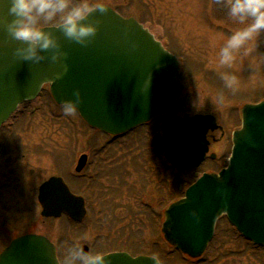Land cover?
<instances>
[{"label": "water", "instance_id": "95a60500", "mask_svg": "<svg viewBox=\"0 0 264 264\" xmlns=\"http://www.w3.org/2000/svg\"><path fill=\"white\" fill-rule=\"evenodd\" d=\"M94 12L86 23L99 32L85 47L64 37L62 30L47 28L66 53L63 65L49 59L35 64L19 59L21 45L4 29L11 20L9 0H0V127L25 101L34 100L46 84L58 104L74 99L80 90L79 114L93 129L121 135L164 115L175 104L179 83L178 60L164 49L149 30L134 18L125 19L114 9ZM242 128L233 136L227 168L205 174L165 212L162 232L177 250L199 258L213 239L217 220L224 214L248 240L264 247V101L242 110ZM219 127L211 115L178 117L154 137L155 149L174 166L198 167L208 151L207 135ZM87 163L80 159L78 171ZM45 217L68 215L76 222L86 216L85 201L74 196L62 179L52 178L40 189ZM198 213V219L192 212ZM85 251H88L85 247ZM108 264H160L152 257L133 258L126 253L106 256ZM0 264H60L56 247L45 237L15 240L0 256Z\"/></svg>", "mask_w": 264, "mask_h": 264}, {"label": "rangeland", "instance_id": "374dc122", "mask_svg": "<svg viewBox=\"0 0 264 264\" xmlns=\"http://www.w3.org/2000/svg\"><path fill=\"white\" fill-rule=\"evenodd\" d=\"M99 2L119 9L126 17L139 19L152 30L151 32L165 46L183 58L180 62L182 64L180 65L179 99L171 115L180 117L195 114L214 115L220 127L223 128L216 131V137L220 140V145L214 151L218 155L217 164L226 160L231 149L229 143L232 133L239 125L238 120L240 119L241 109L246 103H256L264 99V36L260 38L258 43L251 45L248 58L238 60L233 66V70L242 79V87L237 94L232 95L222 88V84L216 75L215 56L222 43L221 38L229 34L238 25L227 18L226 9L222 8L217 0H99ZM249 60L252 61L255 68V74L251 79H249L251 75ZM47 88L49 89V87ZM48 89L46 90L48 91ZM222 92L225 99L221 105L215 101ZM200 96L201 102L199 105ZM44 97L48 99L46 92ZM51 107L56 110L52 103ZM32 108L38 109V105L36 103L32 104ZM53 114H61L63 117H53L49 112H46L44 116L34 113L31 120L34 127L27 135H23L24 139L48 141L53 147H61L62 145L65 153L67 150L70 158L75 141L79 146L80 156L90 154L92 164L89 171H87V177L85 175L84 178L86 186L90 185L91 190L94 188L96 190L98 183L105 187L103 193L106 196L102 201H104L107 208H110V211H114L112 214H108L111 220L120 221L124 219L125 212L121 209L124 207L129 209L130 205L133 214H137L141 210L144 211L143 205H140L138 200L129 198L128 190L130 189L133 193L135 187L137 189L135 197L139 198L146 182L153 183V188L150 190L145 204L150 209H154V214L149 215L150 221L145 222V231L139 236V239L134 238L136 235L138 237V230L134 229L133 234L128 231L129 235H133L132 244L136 245L134 249L136 252H139L140 249L143 250L142 252L146 250L148 254L154 252L164 257L167 264H187L186 261L188 260L186 258L176 254L166 244L161 233V225L158 227V231L155 230L157 226H155L157 223L155 213H159V210L160 212L163 211L167 204L173 200L174 195L179 193L182 186L187 183V180H185L187 177L184 176L181 186H178L179 182L176 183L177 191L171 192L176 177H173L171 172L166 176L164 169L159 171L163 168V165L160 160L155 159L152 153L153 136L160 131L163 119H166V117L154 121L120 142L109 143L111 140L108 136L90 130L81 119L76 120V116L66 117L62 110H59V112L56 110ZM73 119L77 121L78 127L73 126ZM221 135H224L225 139ZM108 143L111 146L105 147L104 144ZM101 158L103 162L99 163L98 161L102 160ZM157 162L161 165V169L157 166ZM99 164L100 170L105 171L104 173L102 171L101 174L94 173L99 170ZM179 172L181 171L176 170L174 175ZM108 173L109 177H107ZM94 174L99 176L95 184L89 179ZM39 178L38 176H32L31 179L27 180V185L34 184ZM168 178L169 182H167ZM108 180L114 188L111 190L112 192L105 193V191H110ZM81 181L83 183V180ZM158 189L164 190L167 195V202H159V198L155 195ZM82 191L86 193V189L83 188ZM169 191L173 196L171 199V194H168ZM138 205L141 206L139 210L137 209ZM117 206L119 207L115 209ZM161 217L163 220V213ZM104 218L103 215L101 219ZM138 219L142 218L138 217ZM133 220L135 221L134 224L138 222L135 216ZM92 223L93 221L90 219H86L79 225L66 218L62 219L61 222L48 221L46 235L58 242L62 255L65 246L73 242L88 247V250L105 251L107 249L106 241L102 239L101 236L103 235H98L97 230L91 225ZM123 224L119 225L123 226ZM119 225H117V229H120ZM220 226L223 231L228 229L224 223H221ZM103 229L106 230V227ZM227 233V238L221 240L225 243L224 249L216 250L214 255H209L200 264H204V262L210 264L213 262L212 259L218 258V256H221L222 261L219 262L218 260L216 264H264V250H251L252 247H248L243 239L236 240L231 232ZM154 248L158 252L153 251Z\"/></svg>", "mask_w": 264, "mask_h": 264}, {"label": "clouds", "instance_id": "9594fccd", "mask_svg": "<svg viewBox=\"0 0 264 264\" xmlns=\"http://www.w3.org/2000/svg\"><path fill=\"white\" fill-rule=\"evenodd\" d=\"M226 9L227 18L237 27L223 36L215 56L217 65L216 75L222 88L232 95L237 94L242 87L241 77L233 70L238 60L250 56V47L259 42L264 36V0H217ZM9 15L11 20L4 22V29L14 41L21 45L15 51L16 56L26 62L39 64L49 59L58 65H63L64 72L68 71L64 64L66 53L56 35L49 31L46 25H55L62 30L64 37L82 46H89L99 32L94 23H86L97 10L107 12L108 8L99 0H9ZM251 75L255 74L252 61L249 60ZM74 99L66 100L61 106L66 117H73L79 112L83 103L80 90L74 93ZM223 92L215 101L223 104ZM201 102V96L199 105ZM192 216L198 219V213ZM62 264H108L102 251L85 248L79 243L65 246Z\"/></svg>", "mask_w": 264, "mask_h": 264}, {"label": "flooded vegetation", "instance_id": "af4514ba", "mask_svg": "<svg viewBox=\"0 0 264 264\" xmlns=\"http://www.w3.org/2000/svg\"><path fill=\"white\" fill-rule=\"evenodd\" d=\"M32 104L35 103L25 104L0 129V254L14 240L22 236L40 235L48 237L46 235L48 221L61 222L62 219H68L65 216L59 219L42 216L39 193L46 181L53 177L62 178L73 194L77 196L80 193L87 195L82 189L87 188L84 178L92 162L89 154L85 169L82 173L77 172L76 168L80 157L77 142L74 141L73 143L70 158L62 145L61 147H53L48 141L24 139L23 135H27L34 127L31 121L34 113L44 116L46 112H49L53 117L60 115L53 114V111L60 109H51L53 111L44 107L36 109L32 108ZM76 120H72L73 126H76ZM216 134L217 132L209 133V154L204 163L207 164V169L211 172H214V169L220 165L217 164L218 155L214 152L220 145V140L217 139ZM213 154L216 156H212ZM156 159L159 160V158ZM32 176L40 178L28 186L27 180L31 179ZM90 177L89 179L92 181L94 177ZM49 239L56 244L59 258L62 259L63 255L58 242L52 238Z\"/></svg>", "mask_w": 264, "mask_h": 264}, {"label": "trees", "instance_id": "16d2710c", "mask_svg": "<svg viewBox=\"0 0 264 264\" xmlns=\"http://www.w3.org/2000/svg\"><path fill=\"white\" fill-rule=\"evenodd\" d=\"M115 9L121 15L124 16V14L121 11H119V9H117V8H115ZM100 162H103V160H101ZM179 171H181V172L176 173L175 175H174V172H176L175 169H170V170L166 171V175H167L168 172H171L172 176L176 177V178H174V186H173V190L171 192H176L177 191L176 183L179 182L178 186H181V182H182V179L184 180V176L187 177V178H185V180H187L186 184H191L197 178V174H196L195 171H182L181 169ZM104 172L105 171H102V173H104ZM107 175H108L107 177L110 176L109 173ZM179 177H180V179H179ZM97 181H98V179H97ZM109 181L110 180H108V184L110 185V191H108V192L105 191V193L112 192L111 190L114 188V186ZM167 182H169V178H168ZM111 185L113 186L112 188H111ZM152 185L153 184H150V182H146V185L144 186V188L142 190V195H141L142 197H146L147 198V195L150 194V192H148V191L150 190V188H153ZM96 186H97L96 190H94L95 189L94 188V189L91 190L92 193H90V200H93L94 203L93 202H92V204L90 203L89 214H90V220L93 221V223L91 225L94 227V229L97 230L98 235L100 234V235L104 236V237L103 236H101V237H102V239H104L106 241L105 244H106V248L107 249L105 251H103V253L107 254V253H110L111 251L123 249L124 251H128L129 253H133L135 255H152V256L156 255V256H159V255H157L154 252H151V253L148 254V253H146V250L144 252H142L143 250H141V249L139 250V252H136V250L134 249V246H136V245L134 243L132 244V239H133V235L132 234L135 231L134 229L138 230L137 231L138 232V237L136 235L134 238L135 239H139V236H141L142 233L145 231V228H146L145 222L146 221L147 222L150 221L149 215H151L152 213L154 214V209H150L146 204H143L141 202V200H140L141 196L139 198L135 197L137 189L134 187L133 193L131 192L130 189L128 190L129 198L130 199L133 198L135 200H138L139 204L143 205L142 207H143L144 211L141 210L137 214H133V211L130 209V208H132L131 205H130L129 209L124 207L121 210H124L125 217H124V219H121L120 221H118V220H111V218L108 216V214L109 213L112 214L114 211L113 212L110 211L109 210L110 208H107V206L105 205L104 201H102L103 199H105V196H106L103 193L104 190H105V187L102 186V185H99V183ZM94 187H95V185H94ZM184 187L185 186H182V188L179 190V193L174 195L173 200L183 196V188ZM171 192L169 191V193H168L169 195L171 194L170 195V199L173 197ZM155 195H156L157 198H159V200H160L159 202L160 203L167 202V195L164 192V190H162V189L159 190L158 189L156 191ZM173 200H171V201H173ZM140 205H138V207H137L138 210L141 208ZM118 207L119 206H117L115 209H117ZM135 207H136V205H135ZM155 214H156V217H157V222L160 221L161 220L160 211H159V213L156 212ZM103 215H104L105 218L101 219V217ZM134 216L138 220V222H136L137 224L136 223L134 224V222H135L133 220ZM138 217H141L142 219H138ZM116 222H117V224H116ZM121 223H124L123 226L119 225ZM117 225L120 226V229H117ZM155 226H154L155 230H157L158 227H159L158 223H156ZM104 227H106V230L103 229ZM128 231L132 232V234L129 235ZM226 238H227V235L224 234L220 238L219 242L215 245V250L220 251V249H224L225 243L223 241H221V240H225ZM99 239H100V237H99ZM154 249H153V251H157L158 252L157 249H155V250ZM215 250H214V252H215ZM221 259L222 258L220 256L214 264H216L218 262V260H219V262H221L222 261ZM161 261L164 262L163 259H161ZM166 264H167V261H166Z\"/></svg>", "mask_w": 264, "mask_h": 264}]
</instances>
